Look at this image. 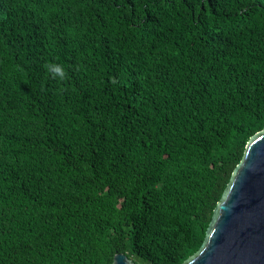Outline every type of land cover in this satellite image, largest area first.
I'll use <instances>...</instances> for the list:
<instances>
[{
    "label": "trees",
    "instance_id": "16d2710c",
    "mask_svg": "<svg viewBox=\"0 0 264 264\" xmlns=\"http://www.w3.org/2000/svg\"><path fill=\"white\" fill-rule=\"evenodd\" d=\"M263 129L264 0H0V264H184Z\"/></svg>",
    "mask_w": 264,
    "mask_h": 264
},
{
    "label": "water",
    "instance_id": "95a60500",
    "mask_svg": "<svg viewBox=\"0 0 264 264\" xmlns=\"http://www.w3.org/2000/svg\"><path fill=\"white\" fill-rule=\"evenodd\" d=\"M113 264L138 263L118 253ZM184 264H264V129L250 138L201 249Z\"/></svg>",
    "mask_w": 264,
    "mask_h": 264
},
{
    "label": "clouds",
    "instance_id": "9594fccd",
    "mask_svg": "<svg viewBox=\"0 0 264 264\" xmlns=\"http://www.w3.org/2000/svg\"><path fill=\"white\" fill-rule=\"evenodd\" d=\"M47 67V66H46ZM64 77H63V75L61 76V79H63ZM113 82H115V81H113Z\"/></svg>",
    "mask_w": 264,
    "mask_h": 264
}]
</instances>
